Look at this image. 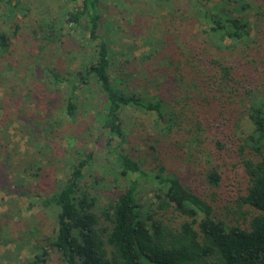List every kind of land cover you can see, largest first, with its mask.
<instances>
[{
  "label": "trees",
  "instance_id": "trees-1",
  "mask_svg": "<svg viewBox=\"0 0 264 264\" xmlns=\"http://www.w3.org/2000/svg\"><path fill=\"white\" fill-rule=\"evenodd\" d=\"M68 1L73 7L60 9L51 19H40L30 32L42 44L30 55L36 68L42 69L43 92L60 90L62 112L72 119L77 92L91 85L103 99L98 124L108 144L124 136L122 112L126 109L153 113L156 137L149 145L147 171L121 148H110L113 166L127 185L113 192L106 189L102 203L97 188L102 178L85 181L92 153L82 154L66 178L39 201L43 209H54V231L37 247L36 256L23 264H46L50 255L58 264H264V82L248 85L241 73L253 67L258 71L264 63V49L256 39L264 30V0H182L188 18L201 21L203 29L198 41H183L176 51L164 44L158 51L155 40L147 38L150 48L143 60L156 66L142 78L151 91L145 94L129 84L133 74L113 70L109 41L99 33L101 0ZM249 10L258 18L253 23L241 15ZM28 13L23 0H0V63L10 64L11 38L18 29L14 23L11 36L4 25L13 23L17 14ZM77 31L86 33L93 44L91 55L78 69L63 73L41 63L42 46L54 49L65 35ZM252 52L256 56L250 59ZM229 60L237 61V66ZM209 105L216 110L213 120L230 129L237 164L247 179L245 194L232 212L239 216L230 223L217 219L211 205L187 188L158 153L169 144L180 151L189 138L197 139L204 132L197 113ZM230 105L236 106L237 116L227 112ZM52 115L24 125L38 153V139L54 136ZM243 118L248 122L245 135L240 131ZM214 146L216 150L226 147L219 138ZM0 158L4 162L6 157ZM10 164L17 168L13 161ZM23 171L38 179L44 166L27 163ZM205 179L216 188L221 176L209 168ZM145 193L150 194L146 200Z\"/></svg>",
  "mask_w": 264,
  "mask_h": 264
},
{
  "label": "rangeland",
  "instance_id": "rangeland-1",
  "mask_svg": "<svg viewBox=\"0 0 264 264\" xmlns=\"http://www.w3.org/2000/svg\"><path fill=\"white\" fill-rule=\"evenodd\" d=\"M23 3L29 8V13L26 16L17 14L13 23L4 25L11 36L14 23L18 29L15 37L11 38L10 64L0 63V156L6 157L4 162L0 158V264H23L36 256L37 247L44 245V238L54 231V209H43L38 203L66 178L70 166L76 164L82 154L92 153V161L85 168L84 176L87 183H92L94 177L102 178L97 186L102 203L103 197L108 195L107 190L118 191L127 185V179L122 178L113 166L110 148H121L147 171L151 166L149 145L156 137L152 127L155 122L153 113L126 109L122 112L124 136L108 144L106 133L98 124L103 99L91 85L77 92L75 117L70 119L63 114L61 91L43 92L46 86L42 69L36 68L30 55V52H38L39 42L31 37L30 32L40 19H51L60 9H69L73 5L68 0H23ZM241 15H246L251 23L258 19L250 10ZM202 26L201 21L188 18L187 7L182 0H101L99 6V33L109 41L113 70L133 74L129 84L144 90V94L151 91L142 78L147 72H154L156 66V63L143 60L150 48L147 38L155 40L158 51L163 44L168 50L176 51L183 47V41H198ZM256 39L264 49V30L257 34ZM42 47L41 63L67 73L78 69L91 55L93 44L88 41L86 33L77 31L65 35L63 42L54 49ZM250 55V59L256 56L255 52ZM228 62L237 66L235 60ZM241 73L246 84L261 85L264 82V63L259 65L258 71L253 67L249 71L241 70ZM215 112L212 105L196 112L201 115L204 132L195 140L189 138L182 150H173L169 144L158 153L162 163L187 188L211 205L217 219L230 223L231 218L233 222L239 216L232 212L236 211L237 202L240 203L238 198L245 194L247 179L237 164L231 131L213 120ZM227 112L238 115L233 105ZM49 114H53L50 123L54 127V136L38 139L37 144L41 147L38 153L33 140L27 136L30 131H26L24 125L44 119ZM241 122L240 131L245 135L248 122L245 118ZM216 138L225 144L224 149H215ZM164 143L163 147L166 146ZM9 154L15 155V159ZM12 161L17 164L16 169L11 166ZM35 162L44 166L38 179L23 171L27 163ZM209 168H215L221 176L216 188L206 182L205 174ZM15 181L21 186H17ZM143 196L146 200L150 194ZM50 256L46 264H58L56 258Z\"/></svg>",
  "mask_w": 264,
  "mask_h": 264
}]
</instances>
